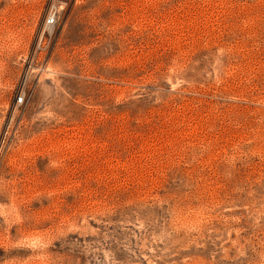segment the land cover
Instances as JSON below:
<instances>
[{"label":"rangeland","instance_id":"1","mask_svg":"<svg viewBox=\"0 0 264 264\" xmlns=\"http://www.w3.org/2000/svg\"><path fill=\"white\" fill-rule=\"evenodd\" d=\"M0 264H264V0H0Z\"/></svg>","mask_w":264,"mask_h":264},{"label":"built area","instance_id":"2","mask_svg":"<svg viewBox=\"0 0 264 264\" xmlns=\"http://www.w3.org/2000/svg\"><path fill=\"white\" fill-rule=\"evenodd\" d=\"M47 24H52L54 22V17L52 14L48 15V17L46 18V21H45ZM20 94V93H18ZM22 94V93H21ZM22 100V96L21 95H17V97L15 98V101L20 103Z\"/></svg>","mask_w":264,"mask_h":264}]
</instances>
